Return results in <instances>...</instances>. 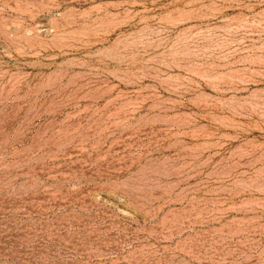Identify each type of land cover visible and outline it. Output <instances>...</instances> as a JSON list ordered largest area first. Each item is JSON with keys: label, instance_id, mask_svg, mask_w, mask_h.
Wrapping results in <instances>:
<instances>
[{"label": "rangeland", "instance_id": "rangeland-1", "mask_svg": "<svg viewBox=\"0 0 264 264\" xmlns=\"http://www.w3.org/2000/svg\"><path fill=\"white\" fill-rule=\"evenodd\" d=\"M0 264H264V0H0Z\"/></svg>", "mask_w": 264, "mask_h": 264}]
</instances>
